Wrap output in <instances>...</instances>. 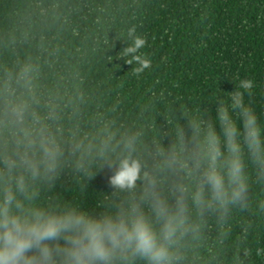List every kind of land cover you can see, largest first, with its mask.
Returning <instances> with one entry per match:
<instances>
[{"label":"trees","instance_id":"16d2710c","mask_svg":"<svg viewBox=\"0 0 264 264\" xmlns=\"http://www.w3.org/2000/svg\"><path fill=\"white\" fill-rule=\"evenodd\" d=\"M133 27L147 40L138 54L152 62L140 76L133 72L139 64L127 63L137 54L125 53ZM25 63L39 68L37 111L56 109L66 149L75 141L92 146L91 157L68 156L55 189L44 195L100 215L114 191L113 170L98 155L110 137L115 146L141 132L143 144L151 145L164 132L187 127L186 109L200 108L215 120L218 100L235 90L238 78L254 82L245 101L264 124V0H0V84L5 70L18 72ZM237 123L243 131L242 120ZM215 128L220 131L219 123ZM172 140L162 136L166 147ZM79 158L91 163L94 178L74 173ZM250 185V209H232L223 228L209 217L186 264H236L245 227L248 240L239 246L251 249L248 264H264V255L255 254L264 248V212L258 209L264 185L254 174ZM221 232L228 233L223 244Z\"/></svg>","mask_w":264,"mask_h":264},{"label":"clouds","instance_id":"9594fccd","mask_svg":"<svg viewBox=\"0 0 264 264\" xmlns=\"http://www.w3.org/2000/svg\"><path fill=\"white\" fill-rule=\"evenodd\" d=\"M135 32L129 29L125 53L137 54L127 63L136 61L133 72L140 76L152 62L138 54L147 40ZM38 72V66L25 63L18 72L5 70L0 84V264H186L208 218L223 228L232 209H250L251 175L264 185V124L245 101L246 94L253 96L254 82L238 78L235 90L218 100L215 120L210 114L204 118L200 108L186 109L187 127L176 128L174 135L164 132L151 145L143 144L141 132L126 134L115 146L112 137L105 141L98 155L113 170L114 191L100 215L46 196L68 156L91 157L92 146L75 141L68 151L56 109L37 111ZM169 135L173 140L166 147L162 136ZM73 171L86 180L95 176L83 158L76 159ZM258 209L264 212V201ZM248 233L245 227L238 240L236 264H248L252 255L239 246ZM227 235L221 232V244ZM255 254L264 255V248Z\"/></svg>","mask_w":264,"mask_h":264}]
</instances>
